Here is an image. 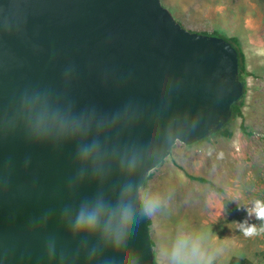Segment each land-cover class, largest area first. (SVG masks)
Returning <instances> with one entry per match:
<instances>
[{
  "label": "water",
  "instance_id": "95a60500",
  "mask_svg": "<svg viewBox=\"0 0 264 264\" xmlns=\"http://www.w3.org/2000/svg\"><path fill=\"white\" fill-rule=\"evenodd\" d=\"M243 93L233 45L183 28L160 0H0V264H124L123 249L74 232L64 210L98 192L114 202L126 183L140 208L173 145L216 133ZM45 97L118 119L87 137L40 139L31 104ZM92 139L108 152L102 179L76 155ZM126 151L138 155L133 171ZM127 244L154 264L147 215Z\"/></svg>",
  "mask_w": 264,
  "mask_h": 264
},
{
  "label": "crops",
  "instance_id": "0c3cea01",
  "mask_svg": "<svg viewBox=\"0 0 264 264\" xmlns=\"http://www.w3.org/2000/svg\"><path fill=\"white\" fill-rule=\"evenodd\" d=\"M209 12L214 11L210 8ZM235 35L245 55L246 68L249 72L246 79L247 90L244 104L241 108L242 121L240 119L239 127L231 128L232 135L229 138L221 135L219 141H216L217 138H213L214 136L209 137L199 150L193 147L183 148L180 146L182 143H178L174 153L177 164L164 159L161 165L159 164L160 167L156 168L159 166L157 165L150 171L147 185L143 189L144 196L158 193L164 198L161 208L155 214L147 215L150 222L151 241L156 250V259H154L157 264H167L165 250L178 225L186 224L193 219L195 223L192 226L205 225L202 219L198 224L194 216L203 212L202 207L198 205V190H202V186L209 182L198 180L197 177L207 179L220 189L215 190L209 183V186L218 193L216 200H210V198L206 203L208 223L212 232L217 233L214 239L221 236L226 241L223 246H227V249H222L221 254L222 257L229 254L226 264L232 256H240L231 251L232 247L247 248V242L251 240L254 248L259 246L260 237L244 236L236 223L243 222L245 219L252 223L255 217L249 218L244 207H251L254 199L264 197V193L258 190L263 186L259 178V173L264 171V160H261L264 156L263 147L257 149L258 153H252L249 137L241 129V123L247 130L248 122L251 121L252 130L257 131V135H262L257 126V123L264 119V82L262 81L264 80V19L262 15L243 19L242 26L237 29ZM259 139L261 140V137ZM245 150L254 156L253 168L243 160ZM242 169L248 171L251 178L247 179L253 182V189L246 191L247 195L245 194V178L240 173ZM178 179L181 182L180 186L177 184ZM176 188L177 196L171 193V190L174 191ZM182 196H185L186 200ZM245 196L255 197L250 205L247 204ZM222 198L227 199L225 204ZM140 199L142 200L141 194ZM260 246H262L261 243ZM241 257L250 260L248 256Z\"/></svg>",
  "mask_w": 264,
  "mask_h": 264
},
{
  "label": "clouds",
  "instance_id": "9594fccd",
  "mask_svg": "<svg viewBox=\"0 0 264 264\" xmlns=\"http://www.w3.org/2000/svg\"><path fill=\"white\" fill-rule=\"evenodd\" d=\"M33 115L31 125L37 138L74 139L87 137L95 127L102 129L118 119V114L111 118L98 117L94 110L75 113L71 108L52 106L47 98L37 108L31 104ZM77 158L85 165L91 164L92 171L101 179L106 175L104 161L108 155L105 146L99 139L81 142L77 147ZM121 166L129 171L138 165L135 151H126L120 157ZM136 189L131 184L120 187L119 196L113 202L103 192L85 198L77 208H66L64 215L69 218L74 232L98 237L104 248L123 249L126 252L124 264H139L140 257L127 244L128 237L134 233L145 215L155 214L163 205L164 198L160 194H148L142 197V206H135ZM248 217H255L260 225L249 223L248 219L237 222L238 229L246 237H254L264 233V200L257 199L251 207H244ZM98 247L89 249L88 255L95 256ZM222 254L214 239L211 229L181 223L177 226L165 250L167 264H216Z\"/></svg>",
  "mask_w": 264,
  "mask_h": 264
},
{
  "label": "rangeland",
  "instance_id": "374dc122",
  "mask_svg": "<svg viewBox=\"0 0 264 264\" xmlns=\"http://www.w3.org/2000/svg\"><path fill=\"white\" fill-rule=\"evenodd\" d=\"M160 1H161V4L166 9H168V11L174 17V19L183 28L189 31H192V32L208 34V35H213V36L236 37L235 33L237 29H239L242 26L243 19H246L248 17H253L254 15H259V14L262 15L264 19V0H160ZM210 8H211V11H214L213 13L209 12ZM214 15H215V18H214ZM262 81L264 82V80ZM240 119L241 118L238 117L232 123L230 122L231 123V124L229 123L230 128H236L237 126L239 127ZM248 123H249L248 129L247 130L243 129V133H246V136L249 137V140L251 142V148L253 150L252 153H258L257 149L261 147H263L262 153H264V119H262L260 123H257V126L260 128V133L262 135H257L258 132L252 130L253 126H252L251 121H249ZM248 131L250 132L248 133ZM219 137H222V136L217 135V136H214L213 138H217L216 141H219L218 140ZM259 137H261V140L259 139ZM206 139L200 140L189 146H186L184 144H181L180 146L183 148L193 147V149L199 150L202 148L204 141ZM178 143L180 142H177L176 144L173 145L171 152L165 158V161L170 160L177 164L176 160L174 159L175 158L174 153L176 152ZM257 158H259V156H257ZM253 159H254V156H252L249 152H246L245 155H243V160L246 161V164H249L252 168H253L252 166ZM261 160H264V156L261 157ZM160 165L157 166L156 168L160 167ZM263 168H264V165H263ZM246 169L251 170L250 168H246ZM246 169H242L240 173L245 178V194L247 195L246 191L253 189V182L251 179H247L248 177L251 178V176L248 175V171ZM259 178L262 181L263 186L262 188H258V190L264 193V190H263L264 189V171L262 173H259ZM177 184L180 186L181 184L180 180ZM205 184L206 185L202 186V190H198L199 191L198 205L202 207L203 212L198 213L194 217L196 218L198 224L200 220L202 219L205 222L204 226L211 229L208 223L209 215H208V210H207L208 206L206 202H207V199H210V198H211L210 200H216V195L218 192H215L211 188V186H209V183H205ZM179 186H177V188ZM177 188L174 191L171 190V193L176 196L178 194ZM166 191L169 192L168 189H166ZM140 194H141V197L144 196L143 189L140 190ZM184 197L185 196H182V198ZM245 197H246V202L248 205H250L252 200L255 198L252 196H245ZM256 200L257 199H254L253 202ZM261 200H264V197ZM226 201L227 199L222 198L223 204H225ZM190 208L192 209V207ZM192 210H195V209H192ZM255 221H259V220L254 219L252 223H254ZM194 223L195 221L193 219V220H189L186 224L193 225ZM216 234H217L216 232H213V239ZM257 236L260 237L259 246L257 245L254 248L253 242L251 240L247 242V245H248V246L246 245L247 248L246 247H242V248L232 247L231 251L236 252V254L240 256L242 255L248 256L250 258L251 264H264V237L262 236V234L257 235ZM214 241L219 248L227 249V246H223V244L226 241L221 236H218L217 238H215ZM260 243L262 246H260ZM153 250H154V258L156 259V250H155L154 245H153ZM228 256L229 254L223 257L220 255V257L216 261V264H226L227 262L226 259Z\"/></svg>",
  "mask_w": 264,
  "mask_h": 264
},
{
  "label": "trees",
  "instance_id": "16d2710c",
  "mask_svg": "<svg viewBox=\"0 0 264 264\" xmlns=\"http://www.w3.org/2000/svg\"><path fill=\"white\" fill-rule=\"evenodd\" d=\"M223 37V36H222ZM225 39H227L232 45L233 47L236 49L237 54H238V63H239V78L243 83V95L232 105V115L231 118L229 119V121L221 128L219 129L216 133H213L210 137L215 136V135H222L226 138H229L232 135V130L230 128V124L238 117L242 116L241 113V108L244 104V97H245V93L247 90V85H246V77L249 75V72L247 71L246 68V59H245V55L242 51V48L238 42V39L236 37H224ZM231 122V123H230ZM230 123V124H229ZM228 126V127H227ZM241 128L245 129V126L243 124H241ZM150 175V174H149ZM149 175L147 176L142 188L144 189L147 185V181L149 179ZM198 180L201 181H205V182H209L210 185L215 189V190H220L219 187H217L214 183L208 181L205 178L202 177H197ZM147 222L148 225L150 224L149 219L147 217ZM154 264H157L155 259H154ZM227 264H251V261L246 258V257H241V256H237L234 255L232 256Z\"/></svg>",
  "mask_w": 264,
  "mask_h": 264
},
{
  "label": "built area",
  "instance_id": "2783aa9c",
  "mask_svg": "<svg viewBox=\"0 0 264 264\" xmlns=\"http://www.w3.org/2000/svg\"><path fill=\"white\" fill-rule=\"evenodd\" d=\"M254 223L257 224V225H260V224H261L260 221H255ZM261 234H262V236L264 237V233H261Z\"/></svg>",
  "mask_w": 264,
  "mask_h": 264
}]
</instances>
